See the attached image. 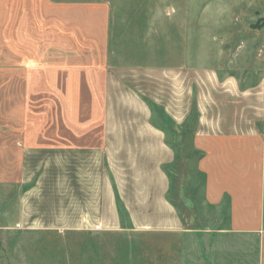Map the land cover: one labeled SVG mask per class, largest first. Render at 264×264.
I'll return each instance as SVG.
<instances>
[{
  "label": "crops",
  "instance_id": "0c3cea01",
  "mask_svg": "<svg viewBox=\"0 0 264 264\" xmlns=\"http://www.w3.org/2000/svg\"><path fill=\"white\" fill-rule=\"evenodd\" d=\"M1 182L19 190L23 229L199 233L201 264H264V77L247 86L186 61L0 64ZM197 193L207 229L180 206Z\"/></svg>",
  "mask_w": 264,
  "mask_h": 264
},
{
  "label": "rangeland",
  "instance_id": "374dc122",
  "mask_svg": "<svg viewBox=\"0 0 264 264\" xmlns=\"http://www.w3.org/2000/svg\"><path fill=\"white\" fill-rule=\"evenodd\" d=\"M57 55L114 65L186 61L249 86L264 77V0H0V64ZM18 203L19 190L1 182L0 264H201L206 255L199 233L23 229ZM187 203L186 226L207 229L200 194Z\"/></svg>",
  "mask_w": 264,
  "mask_h": 264
}]
</instances>
